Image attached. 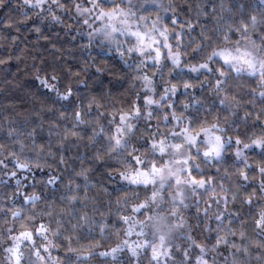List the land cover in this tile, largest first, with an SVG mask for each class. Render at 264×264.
I'll return each instance as SVG.
<instances>
[{"label":"snow or ice","instance_id":"6c2138e0","mask_svg":"<svg viewBox=\"0 0 264 264\" xmlns=\"http://www.w3.org/2000/svg\"><path fill=\"white\" fill-rule=\"evenodd\" d=\"M150 2L155 6L156 0ZM24 3L27 12L36 10V19L29 15L20 23L37 34V42L50 39L38 23L41 19L78 32L67 23L75 18L90 29L86 33L89 47L95 35L115 44L125 61H131L142 91L128 108H113L105 114L101 111L103 94H82V79L76 80L75 87L72 85V78H79L81 72L69 69L68 83L61 87L55 69L51 73L35 70V79L55 95V102L63 101L71 110L70 119L67 112L59 113V119L68 120L70 126L50 123L48 140L43 143L37 142L41 132L33 127L28 133L30 143H26L16 139L19 133L15 128L5 130L0 121V149L7 157L0 160V167L7 173L0 174V184L11 189L13 205H20L19 209H0V219L12 224L7 229L9 264H90L93 256L109 258L102 264H242V257L250 254L244 241L264 248V238L257 243L249 237V224L264 236V0H255L259 16L245 15L250 4L243 0H209L206 7L201 6L203 0L196 7L189 0L176 6L175 0H170L165 11L171 15L164 20L158 14L151 19L154 13H138L134 0ZM0 6L6 7L3 0ZM53 6L68 15L57 14ZM187 12L192 16L188 17ZM44 13L48 15L42 16ZM234 14L241 19H232ZM202 17L215 20L210 31L220 32L223 40V45L212 46L207 53L203 41L212 37L205 31L208 24ZM14 28L21 32L6 18L3 29L11 32ZM192 34L199 42H194ZM185 36L189 37L187 44ZM4 39L16 44L20 38L9 39L0 33V40ZM52 47L56 49L55 44ZM0 48L6 45L0 44ZM5 55L11 58L10 53ZM7 63L8 59H0V65ZM191 73L208 81L215 92L212 101L199 99L201 93ZM157 76L161 82L156 81ZM181 92L187 93L190 100L194 93L196 104L203 103L204 107L188 111L192 105L183 102ZM208 103L214 106L208 107ZM229 118L231 128L222 126L221 121ZM82 125L90 127L82 132ZM141 135L143 140L139 142ZM52 137L57 139L53 141ZM85 139L98 145L94 160L103 162L106 156L116 157V166L106 173H114L123 182L117 184L120 192L115 212L111 200L107 211H99L95 198L93 214L83 211L78 206L89 198L80 195L81 185L72 179L65 183L62 175L48 176L47 172L45 183L60 189L58 199L65 207L58 209L49 198L37 212L42 194L30 195L28 181L32 179L36 184L37 172L43 168L41 158L51 156L58 164H66V155L60 149H67L69 143L79 148L77 142ZM201 144L206 146L203 157L210 158L213 164L211 175L193 160L192 149L199 151ZM72 159L80 161V171L75 175L84 178L86 188L93 170L84 166L88 158L77 155ZM21 187L23 193L19 191ZM102 191L107 193L108 189ZM25 205L33 210L28 215ZM93 232L101 237L108 233L124 238L109 250L97 251L101 244Z\"/></svg>","mask_w":264,"mask_h":264},{"label":"trees","instance_id":"16d2710c","mask_svg":"<svg viewBox=\"0 0 264 264\" xmlns=\"http://www.w3.org/2000/svg\"><path fill=\"white\" fill-rule=\"evenodd\" d=\"M244 3H249L250 0H243ZM189 3L193 7H196L199 0H189ZM209 0H203L201 6L206 7ZM186 7V6H184ZM209 11V8H206ZM5 11H8V6L4 9H0V15H4ZM11 15L18 16L15 10L11 11ZM171 15V13H169ZM228 14L225 13V16ZM187 16L191 17L192 13L187 12ZM205 24H208L210 20L207 18H201ZM22 20V17H21ZM67 23L77 25L73 20H68ZM31 21H29V25ZM21 32H24V27L21 26ZM0 33L4 36L9 37L12 35H18L14 30L11 32L5 31L0 28ZM67 33V34H66ZM44 34L49 35V41L40 40L37 42V34L32 32H25L27 40L20 48L12 47L8 53L11 54V58H8V63L6 65H0V119L5 116H14L17 120H23L28 118L35 122L36 120L43 118L45 124V129H48L50 123L55 122L60 124L62 127H69L68 120H60L59 113L65 111L68 114L69 119L71 118V110L66 109L64 104L56 103V97L54 94L49 92L48 89L44 88L38 80L35 79L36 69L46 70L47 73H51L53 69L56 70L62 77V84L68 83L66 79L68 70L71 69L73 72H81L79 78L73 77L72 81L77 79H84L85 85L79 86V90L82 94L86 96L96 95L100 97L105 94L116 97L117 99L126 100L129 95V78L126 75L127 68L119 60L117 53L109 52L107 56H102L100 54L99 47H92L90 50L85 46L88 44V39L85 36H81L79 32L75 30L68 31L67 28L62 25H52L51 28H44ZM75 37V38H73ZM52 44L56 45V49L60 51L57 52L56 49L52 47ZM39 47V51L34 46ZM7 48V45H6ZM116 57L113 60V57ZM15 57H19L16 59ZM93 58L96 67L100 68L101 71L97 72L96 68H88L87 61L89 58ZM6 69V71H5ZM76 85H74L75 87ZM182 98V97H181ZM65 103V102H64ZM51 108L52 111H47ZM42 110V111H41ZM33 112H40V116H33ZM19 113L20 115H17ZM103 122V121H102ZM89 125L80 126V130L83 132L88 129ZM38 131L41 130L38 128ZM2 135V133H0ZM91 135V132H88ZM55 140V137H52ZM47 130L41 132V136L37 138V142L43 143L47 142ZM83 143H87V140ZM95 147H98L95 146ZM66 156L72 155L73 157L79 155L81 157H87L84 166L91 167L93 170L89 173V180L87 181V187L85 188V180L83 177H75V181L81 185L80 195L83 197L87 194L89 198L87 201H82L78 206L83 211L91 212L94 205L90 203V199L95 198L96 205H101V211L104 210L103 205H108V201H113L117 192L115 189L117 185L114 183H108L106 181V173L104 172L102 163H97L93 165L91 157L93 155L87 147L80 149L79 153H65ZM69 164L72 169L80 171L81 164L79 160H69ZM46 172L44 175L46 176ZM41 176L40 172H37V177ZM68 179H73L71 175ZM67 179V180H68ZM66 183L67 180L64 179ZM63 189V184L60 185ZM103 188L108 189V195L102 191ZM60 195H52L49 193V198L56 202L57 208L65 207L62 200L58 199ZM103 202V205L101 204ZM95 205V206H96ZM113 222L114 218H113ZM96 239L100 241L101 247L97 251H105L107 249V241L93 232ZM106 236H111L106 233ZM135 239V237H133ZM109 258L104 257H94V264H102V262ZM123 259V256L121 257Z\"/></svg>","mask_w":264,"mask_h":264},{"label":"clouds","instance_id":"9594fccd","mask_svg":"<svg viewBox=\"0 0 264 264\" xmlns=\"http://www.w3.org/2000/svg\"><path fill=\"white\" fill-rule=\"evenodd\" d=\"M82 2V0H81ZM3 3L6 4L8 6V11H5L4 15H0V28H3V25L5 23V20L7 18V20L11 21L13 23V25H17L21 28V26L24 27V32H19L17 33L15 31V28L13 29L18 35H12L14 37H18L19 42L16 44H13L11 40L8 39H4V40H0V44L3 45H8L7 48H0V59H5L7 60V56L5 55V53L9 52V50L12 47H16V48H20V46L22 44L25 43V32H31V29L27 26V24H21V21H24L26 19V16H32L33 19H36L34 12L36 11L35 9H33V12H27V5H25L24 0H3ZM170 3V0H156V4L155 6L150 2V0H134V4L137 5L138 7L136 8V11L140 14H148V13H154L151 16V19H155L156 15L158 14L159 17L161 18V20H164L170 12L165 11V9L168 8V5ZM184 0H175V5H183ZM250 4L249 9L246 10L245 15L247 14H252V15H257L259 16V11L256 8L255 5V0H250V2L248 3ZM5 7L0 6V9H4ZM145 8L147 9V11H144ZM209 12H211V8H209ZM15 10L16 13H18V16H13L11 15V11ZM52 11L57 12V14L59 15H68V13H65L63 11H61L60 9L56 8V7H52ZM48 15V13H44L42 14V16ZM22 17V20H21ZM232 19L235 20H239L241 19V17L239 16V14H234ZM73 22L77 25V30L79 32V34L81 36H85L88 39V44L85 46L87 49H91L92 47H99L100 49V54L102 56H107L109 54V52L112 53H117L119 60L125 65V67L127 68V73L126 75L129 78V95L128 98L126 100L124 99H117L116 97H112L109 96L107 94L104 95V99L102 101L103 103V108L101 109L102 112H104L105 114L111 112V110L113 108H128L132 102L135 101L136 97L139 95V93L142 91V82L140 80L137 79V75L138 73L134 70V68L131 65V61L129 60L128 62L125 61V58L123 56H121L117 51H116V45L112 44V43H108L105 41H101L98 39V37H96L95 35L93 36V38H91V46L89 47V42H90V37L86 34L89 32V28L85 27V26H81L77 20L75 18L72 19ZM226 22V21H225ZM39 25L42 28H51L52 25L55 24V21L52 20H44L41 19L39 22ZM95 23V22H94ZM58 25V24H55ZM213 27H215V20H211L208 23V29H205V31H208V34L212 37L211 40H205L203 41L204 46H205V53H207L208 48L212 47V46H219V45H223V40L220 39V32H211L210 29H212ZM68 31H71V29H68ZM67 34V33H66ZM192 38L194 40V42H199L198 38L196 36V34H192ZM121 40H123L124 38L121 37ZM189 37L185 36L184 38V42L185 44H187ZM37 48V51H39V47L34 46ZM126 47V46H125ZM187 50V49H185ZM189 55H191V53L189 52ZM16 59H18L17 57H15ZM205 58H206V54H205ZM116 57H113V60H115ZM6 65V64H4ZM88 68H98L96 67V64L94 62L93 58H89V60L87 61V66L85 71H87ZM6 71V69H5ZM186 71V69H185ZM98 72V71H97ZM174 74V73H173ZM56 75L58 76V83L62 82V77L60 76V74L58 72H56ZM192 77H193V83L197 86V90L201 93L199 99H201L202 101H206V102H210L212 101L213 97L215 96V92L212 91L210 84L208 83L207 80H202V77H199L197 73H191ZM210 76L212 74H209ZM168 79H170L171 77H167ZM84 80V79H82ZM156 81L157 82H161L160 78L157 76L156 77ZM201 82H203V87H199V85L201 84ZM72 85H76L77 81H71ZM85 85V80L84 83H81L80 86H84ZM61 87H63V84L61 83ZM2 90V89H0ZM183 102H190L192 105V108L189 109L188 111H192L193 109L200 107L203 108L204 104H200L197 105L196 104V99L197 97H195L194 93L192 95L191 100L189 99V95L187 93L181 92L180 93ZM87 101L85 100V103ZM60 103L64 104L63 101H61ZM65 106V105H64ZM214 105L212 103H208V107H213ZM80 105L79 103L77 104V108H79ZM177 107L180 108L181 104L177 103ZM66 108V106H65ZM67 109V108H66ZM2 111V110H0ZM42 111V110H41ZM35 113L37 112H33L32 115L35 116ZM40 113V112H39ZM17 115H20L19 113H17ZM91 115H95L94 113ZM0 121H2V127L3 129H8L9 127L11 128H15L17 130V132L19 133L18 136H16V139H22L24 140L26 143H30V138L28 136V133L32 130L33 127L39 128L41 130V132H44L45 130V124L43 122V118L41 117L40 119L36 120L35 122H33L32 120L25 118L23 120H17L14 116H5L3 117V119H0ZM209 121H211V117H209ZM102 123V121H101ZM222 126H227L229 128H231V118H229L228 121H221ZM55 139H57L55 137ZM143 140V136H139L138 137V141L142 142ZM55 141V140H53ZM79 144V148L72 146L71 143H69L67 149L65 148H61L60 152L61 153H79L80 149L87 147L90 151H92L93 155L91 157V161L93 163V165L97 164V163H102L104 172L107 173L108 171H110L112 168H114L116 166V157L115 155H112L110 157L106 156L104 161H96L93 159L94 156V152H95V145L90 144V143H83V142H77ZM199 147V151L196 150V148L192 149V152L195 153L193 160L194 163H197L200 165L201 169H204L208 172L209 175L212 174L213 172V164L210 158H204L203 157V152L206 150V146L201 144L198 146ZM188 153L185 152V155H187ZM46 155V154H44ZM81 157V156H80ZM7 157L5 156V152L4 150L0 149V160H5ZM67 163L66 164H58V161L56 159H53L51 156H48L47 159L45 160L43 157L41 158V164L43 165L42 170L40 171L41 176L37 179V182L35 185H33L32 183V179H29L28 181V187L32 188V192L30 193V195H37L40 196L42 194V199L40 201H38V206L35 209L37 212L40 209H43L45 204L44 201L49 200V189H51V193H59L60 189H57L54 185H48L47 183H45V181L47 180V176L44 175L45 172L48 173V176L51 175H62L64 177L65 180L68 179V176L71 175L73 177L72 180L75 181V177H77L75 175L76 171L75 169L71 168V165L69 164V160H72L73 156L72 155H68L65 156ZM12 169H9V172ZM0 174L2 175H7V173L4 172V169L2 167H0ZM27 175V174H25ZM217 176H219L220 174L217 173ZM235 179V178H233ZM106 181L108 183H114V184H123L122 181H120L116 175L113 173L112 175H108L106 174ZM63 184V183H62ZM126 187V185H124ZM19 191L21 193H23V188L21 187L19 189ZM115 192L119 193L120 192V188L117 187L115 189ZM108 195H111V193H106ZM87 195V194H86ZM116 199V198H115ZM115 199L113 200V211L115 212ZM5 201H7V205L5 204ZM90 203L93 204V200L90 199L89 201ZM101 204L103 205V202L101 201ZM96 205V204H95ZM7 206H12L16 209H19L20 205L15 204L13 205L12 202V194H11V189H5L3 184H0V209H4ZM99 211H101V205H96L95 206ZM104 210L103 211H107L109 205H103ZM164 208H167V205L163 206ZM24 211L25 214L28 215L30 214L33 210L29 209L27 205L24 206ZM87 213H89L90 215L93 214V212H89L86 211ZM67 219V218H66ZM12 227L11 223L6 224L4 219H0V264H9V253L6 251V248L9 246L7 241L9 238V232H8V228ZM249 237L251 240H255L257 243L260 242V240L262 238H264V236H262L258 229L253 228L251 226V224H249ZM103 238L107 241V249L109 250L111 247H115L117 244H119L121 242V240L124 238L123 236L121 237H117V236H106L104 235ZM137 239L142 240L143 237H138ZM237 243H239V241H237ZM244 245L249 247L250 249V254L246 255L244 257H242V264H264V248H256L254 247L249 240L244 241ZM28 247H25V259L27 260V255H28ZM85 255H87V253H85ZM94 257L91 259L90 264H94ZM257 257H260L259 259ZM32 259L34 260L35 257H32Z\"/></svg>","mask_w":264,"mask_h":264},{"label":"rangeland","instance_id":"374dc122","mask_svg":"<svg viewBox=\"0 0 264 264\" xmlns=\"http://www.w3.org/2000/svg\"><path fill=\"white\" fill-rule=\"evenodd\" d=\"M86 27V26H85Z\"/></svg>","mask_w":264,"mask_h":264}]
</instances>
